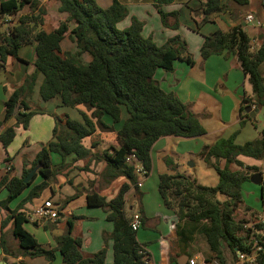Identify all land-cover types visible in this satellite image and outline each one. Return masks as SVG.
I'll return each instance as SVG.
<instances>
[{"label":"trees","instance_id":"1","mask_svg":"<svg viewBox=\"0 0 264 264\" xmlns=\"http://www.w3.org/2000/svg\"><path fill=\"white\" fill-rule=\"evenodd\" d=\"M145 1L152 4L164 27L167 26V17H176V13H165L162 8L177 0ZM229 1L240 6L249 4L248 0ZM57 2L58 12L65 18L47 33L42 29L45 12L39 5L40 0H0V63L4 64L8 58L21 61L18 56L20 48L29 44L34 46L35 55L33 72L24 77L22 84L14 88L4 102V121L13 116L16 107L18 111L14 125L0 134L1 148L5 150L13 141L15 128L27 129L30 118L36 114L28 107L25 97L30 96L38 75L42 76L38 91L40 99L47 102L58 98L61 107L76 109L79 116L71 120L66 115H51L54 121L51 139L41 146L30 167L23 165L20 178L1 179L0 187L4 186L7 195L0 207L7 210V205L32 182L24 184L23 178L40 164L38 172L43 181L29 192L26 201L36 198L47 187L52 175L53 154L62 162L72 156L73 161L86 164L94 154L83 145V140L92 138L97 129L114 131L118 124L115 132L117 146L104 150L101 155L96 154V159L100 161L101 157L105 164L101 175L105 181L122 177L124 183L110 201L94 192L86 196L88 206L100 207L106 214V221L112 224L111 232L102 235L103 247L90 257L81 255L80 239L71 236V221L66 232L57 239L54 249H44L24 229L27 223L24 213H7L1 227L12 221V234L22 257H43L52 262L58 251L62 264H105L107 242L110 241L112 264H150L125 212V194L131 188L137 199L141 197L138 176L125 158L134 154L148 174L151 148L159 138L191 139L206 134L188 106L173 93L163 91L153 78L157 70L172 72L176 61L192 66L193 60L179 36L158 46L151 37L143 36V23L135 17L131 18L128 27L118 29L117 24L128 16V10L120 0H111L106 8H101L94 0ZM199 2L201 19L198 28L212 22L223 7L221 0ZM225 5L226 11L229 10L228 2ZM23 10L26 13L21 14ZM255 20L259 28L264 26V0H260L255 11ZM177 26L171 27L176 29ZM66 36L75 43V53L62 50L61 42ZM199 54L203 60L212 55L236 57L250 86V95L241 100L239 115L250 120L244 109L251 107L261 110L264 120V32L255 38L240 23L226 31L217 29L203 36ZM82 55H87L90 62L84 63ZM121 116L125 118L121 120ZM234 140L235 134L219 138L211 145H204L200 151L199 157L204 164L216 172L218 181L215 187H201L179 173L160 174L158 193L163 206L176 215L177 236L181 237V228L189 229L185 232L189 231L190 236L202 235L208 250L204 261L227 264L224 254L227 248L236 260L239 259L237 252L240 256L252 257L249 263L243 261L244 264H264L262 216L257 215L253 223L236 219V212L243 205V186L254 173L263 176L259 188L260 198L264 200V128L256 140L242 144H236ZM91 146L94 148V143ZM239 157L261 161L263 170L246 166L238 160ZM165 163L172 164L168 160ZM217 194L226 196L227 200L219 201ZM245 210L252 211L248 206Z\"/></svg>","mask_w":264,"mask_h":264},{"label":"crops","instance_id":"2","mask_svg":"<svg viewBox=\"0 0 264 264\" xmlns=\"http://www.w3.org/2000/svg\"><path fill=\"white\" fill-rule=\"evenodd\" d=\"M94 1L97 3L96 0ZM248 1V5L240 6L229 0H221L222 11L214 16L212 22L198 28L197 23L201 19L199 0H177L170 5L163 6L162 10L165 13H176V17L166 18V27L162 25L159 14L150 2L145 0H120L128 10L126 20L124 19L123 23L120 22L124 28L128 27L131 18L135 17L143 23V36L151 37L158 46L163 45L175 36H179L185 42L187 52L193 60V65L189 66L183 61H176L172 72L166 73L157 70L153 78L163 91L173 93L182 103L188 106L194 115L198 117L204 113V118H206L203 119L201 117L203 120L198 118L206 132L201 137L191 139L172 136L159 138L151 148V169L146 177L140 180V199L135 197L132 188L125 194V212L127 217H131L135 213L140 216L141 225L136 232V239L144 246L150 264H188L190 259L200 261L208 254L207 245L202 235L195 234L190 236L189 231L185 232V230L189 229L184 228L182 230L181 228V237L177 236L175 227L177 218L173 211L163 206L158 193V176L160 174L179 173V170H177L179 164L174 163L172 160L184 158L190 162L197 160V162L201 163L202 159L199 154L202 147L213 144L219 138L229 137V135L224 137L227 126L235 128L243 127L246 124H261V128L256 131L257 137L253 140L259 138L260 131L264 128V120H256L258 115L260 116L259 119H262L261 110H257L253 118L249 117L250 120L239 115L241 100L243 97L250 95V86L248 84L247 87V79L241 71L236 57L223 54L212 55L203 60L199 54L203 36H206H200V32L201 34H207L213 29V31L217 29L226 31L240 23L249 32L250 36L254 35L258 24L255 17H253L255 11L250 8L251 0ZM99 2L106 8L110 5L111 0H99ZM201 2H204V0H201ZM227 2L229 10L226 11L225 4ZM24 13H26L25 10L21 12V14ZM247 16L253 18V25L246 21ZM45 23L44 16L42 29L45 32L49 33L55 28L47 29ZM120 23L117 24V28L121 30ZM175 24L178 25L177 28L172 29L171 26ZM118 25H120V28ZM197 28L198 32H196ZM66 39L71 42L70 49L67 52L73 53L72 49L75 50V43L68 36L61 42V48L63 50L62 45ZM18 56L21 61H14L8 58L4 64L0 63V134L15 123V114L18 108L17 111H14L13 116L4 121L3 105L14 88L20 86L24 77L33 72L34 46L29 44L21 47ZM81 57L84 63L90 62V58L87 55H82ZM41 82L42 76L38 75L30 96L25 97L30 110L36 112L30 118L27 129H23L21 126L15 128V137L9 146L3 150L0 145V181L4 177L9 179L20 178L23 165L26 164V168L30 167L41 146L51 139L54 126L51 115H66L69 117V110H75L73 120L79 118L76 109L61 107L58 98L43 102L38 94ZM212 107L217 112V115H211L210 108ZM80 109L84 111L83 108ZM251 109L254 110L253 108ZM211 116L216 119V124H221V127L219 135L211 143L207 144L200 141V138L207 135L205 124L210 123L211 119L209 120V118ZM124 118L125 116L121 120ZM242 121H244L243 124H241ZM34 125H36V134L31 132ZM118 126L119 124L114 126V131L97 129L92 138L83 140V145L94 154V158L88 160L87 165L83 161H73L72 156L66 157L64 162H62L58 155L53 154L51 155L52 175L47 181V187L36 198L26 201L29 192L43 181V177L37 172L32 182L7 205L6 211L0 207V264H62V256L58 251L55 252V258L52 262L45 260L43 257L29 258L20 255L17 241L12 234V221H8L4 227H1V222L5 220L7 213L13 211L26 215L27 223L24 224V229L44 249H54L56 247L57 239L66 232L69 221L72 222L71 236L80 239L79 251L84 258L90 257L103 247L102 235L111 232L112 224L106 221V214L100 207L88 206L86 196L88 193L94 192L104 197L106 201H110L124 183V178L122 177L110 182L105 181L101 176L105 164L101 157L98 159L100 161L96 159V154L101 155L104 150L117 146L115 132ZM168 138L182 141L174 143L177 151H170V157L165 158V153L163 152L168 146L166 142ZM245 142L247 141L243 143ZM91 143H94V148ZM165 160L170 161L172 164L167 165ZM238 160L246 166H254L261 171L263 170L261 161L245 157H239ZM197 166V163L192 165V167ZM171 168H174V170H171ZM214 173L216 175L215 171ZM139 179L137 177L138 181ZM6 195L7 191L4 186L0 187V196L2 198L0 202L4 200ZM46 200L51 201L57 209V219L54 221L32 219L30 216L34 208ZM260 201L261 210L256 215L263 217L264 207L261 198ZM30 229H34V233ZM36 230L43 231L46 237L45 243H43L44 239L42 236L39 235L40 232ZM200 237H202V241H199ZM1 241L3 244H1ZM106 250L105 264H112L113 254L110 241L107 242Z\"/></svg>","mask_w":264,"mask_h":264},{"label":"rangeland","instance_id":"3","mask_svg":"<svg viewBox=\"0 0 264 264\" xmlns=\"http://www.w3.org/2000/svg\"><path fill=\"white\" fill-rule=\"evenodd\" d=\"M96 1H97L98 5H100L101 8H105L104 6H102L103 4L101 2H99V0H96ZM259 3H260V0H251L250 8L253 11L258 10ZM39 5L45 12V20H46L45 24H46L47 29H52V28L56 27L57 24L65 18L64 14L62 15L58 12L57 0H40ZM253 17H255V14H253ZM118 26L120 28V25H118ZM121 28L122 29L124 28L123 24H121ZM213 30L212 31L210 30V31L213 32ZM211 32H208L207 34H203V33L201 34V32H200L199 34H200V36L209 35V33H211ZM262 32H264V26H261L260 28L258 27L253 36L256 38L258 33H262ZM257 44L258 43L256 41V45ZM62 46H63L64 51H69L68 49H70V46H71V42L69 41V39H66ZM72 51H73V53H75L76 48H75V50L72 49ZM158 72H160V71H158ZM262 73H263L262 75L264 77V65H263ZM246 84L248 87V83H246ZM212 108H210L211 115L212 114L217 115V112L214 110V108L213 109ZM69 112H70L69 117L71 120H73L75 117V110H69ZM58 113H59V111H58ZM204 115L205 114L202 113V115L198 116V118L201 120L206 119V118H204ZM259 118H260V116L258 115L256 120H258V121L263 120V112H261V118L262 119H259ZM210 119H211L210 123L208 122V124H205V129L207 131V135L200 138V141H203L207 144L211 143L217 137V135H219L220 127H221V124L215 123L216 119H214L213 116H211L209 118V120ZM260 128H261V124H257V123L250 124V125L246 124L243 127L239 126V127H235V128L227 126L226 127L227 130H225L224 137H226L228 135L231 136V135L235 134V140H234L235 143L236 144L237 143L242 144L244 141H253V139H255V137H257L256 131ZM31 132H34V134L37 133L36 125H34L32 127ZM166 140H167L166 142H167L168 146H167L165 152H163V153H165V158H169L170 157L169 156L170 151H173V150L177 151L174 143H178L179 141H182V140H178V139L176 140L174 138H168ZM35 143H40V142H35ZM186 146H189V145H186ZM176 153H178V152H176ZM172 161H174V163H176V164H179L177 170H179V173L181 175H183L184 177H186L192 181H195V183L197 185H199L201 187H205V188H213L216 186L217 175H215L212 168L210 169V167L206 166L202 161H201V163L197 162V160L190 162L184 158L179 159V160H172ZM193 163H197L198 166L192 167ZM262 179H263V176H262ZM216 197L221 202H224L227 200L226 196H224L222 194H217ZM1 199L2 198L0 196V200ZM245 206L250 207V209L253 212L252 211H249V212L246 211ZM259 210H261L259 186H255V185L251 184L250 182L245 183L243 186V205H241L239 207L238 211L236 212V219L237 220L243 219L245 221L253 223L256 220V218H255V217H257L256 213H259ZM30 226H32V225L30 224ZM30 228H33V227H30ZM30 230L33 233L35 231L34 229H30ZM36 231L40 232L39 235L42 236V238L44 239L43 243H45L46 237L43 234V231H38V230H36ZM199 241H202V237H200ZM224 254H225V257L227 259L226 260L227 264H244V263H242L243 261H241V259L236 260V258L232 255V253L229 251V249L225 248ZM237 257H238V255H237ZM247 262L249 263V261H247Z\"/></svg>","mask_w":264,"mask_h":264},{"label":"built area","instance_id":"4","mask_svg":"<svg viewBox=\"0 0 264 264\" xmlns=\"http://www.w3.org/2000/svg\"><path fill=\"white\" fill-rule=\"evenodd\" d=\"M246 21L251 25L254 24V20L251 16H247ZM252 46H254L253 42H252ZM125 162L128 165L133 166L135 174L140 178L139 181L137 182V186L140 187L141 186L140 180L145 178L147 175L145 169L138 162L137 157L132 153L126 156ZM262 203L264 207V200L262 201ZM30 217L34 220H39V221H54L57 219V209L55 208L54 204L51 201L46 200V201L41 202L39 205H37L34 208ZM260 221L264 222V216L261 217ZM129 225L132 231H136V232L138 231L141 225V219H140L139 214L135 213L130 217ZM257 250H259V248H257ZM238 257L239 259H241V261L250 262L252 259V257L240 256V253L238 254ZM188 264H208V262L204 261L203 259H201L200 261H196L195 259H190L188 261ZM212 264H215V263H212Z\"/></svg>","mask_w":264,"mask_h":264},{"label":"water","instance_id":"5","mask_svg":"<svg viewBox=\"0 0 264 264\" xmlns=\"http://www.w3.org/2000/svg\"><path fill=\"white\" fill-rule=\"evenodd\" d=\"M14 111H17V107L15 108ZM245 113H247L249 115L250 118H253L255 116V113L257 112V110H252L251 107H245L244 109ZM41 168L40 164L35 165L30 171L29 173L23 178V183L27 184L30 181H32V179L34 178L35 174L38 172V170ZM249 182L255 186H260L262 183V175L260 173H254L250 179ZM239 254V252H237V255Z\"/></svg>","mask_w":264,"mask_h":264}]
</instances>
